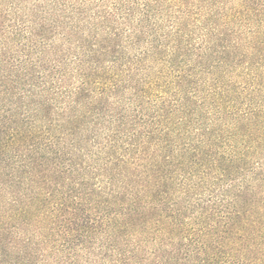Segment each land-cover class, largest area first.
<instances>
[{"label":"trees","instance_id":"1","mask_svg":"<svg viewBox=\"0 0 264 264\" xmlns=\"http://www.w3.org/2000/svg\"><path fill=\"white\" fill-rule=\"evenodd\" d=\"M0 264H264V0H0Z\"/></svg>","mask_w":264,"mask_h":264}]
</instances>
